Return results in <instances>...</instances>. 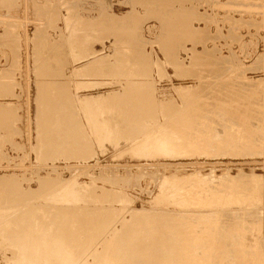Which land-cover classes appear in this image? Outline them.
<instances>
[{"label":"rangeland","instance_id":"374dc122","mask_svg":"<svg viewBox=\"0 0 264 264\" xmlns=\"http://www.w3.org/2000/svg\"><path fill=\"white\" fill-rule=\"evenodd\" d=\"M44 261L264 264V0H0V264Z\"/></svg>","mask_w":264,"mask_h":264},{"label":"bare ground","instance_id":"6f19581e","mask_svg":"<svg viewBox=\"0 0 264 264\" xmlns=\"http://www.w3.org/2000/svg\"><path fill=\"white\" fill-rule=\"evenodd\" d=\"M87 37H85V39H86ZM80 39V38H79ZM89 39V38H88ZM88 39H86V40H84L83 42H85V41H87ZM81 40H83L82 38H81ZM89 42V41H88ZM87 42V43H88ZM82 46H83V44H82ZM91 96V95H90ZM86 98V97H85ZM102 98V97H101ZM89 99V98H88ZM97 100V99H96ZM102 100V99H101ZM94 101V100H93ZM88 102H89V100H88ZM140 102V101H139ZM92 104V103H91ZM135 104V103H134ZM84 105V104H83ZM166 125V124H165ZM164 129V128H163ZM167 131V130H166ZM147 132V131H146ZM162 132V131H161ZM156 133V132H155ZM158 133V132H157ZM159 133H160V130H159ZM163 135V134H162ZM167 135V134H166ZM172 135V134H171ZM161 136V135H160ZM159 136V137H160ZM164 137V136H163ZM166 137V136H165ZM170 137V136H169ZM177 141V140H176ZM170 142V141H169ZM160 143V142H159ZM50 144V143H49ZM140 144V143H139ZM172 144H174V143H172ZM164 145H166L165 143H164ZM178 145V144H177ZM46 149H48V148H46ZM45 149V150H46ZM51 149H53V147L51 148ZM50 149V150H51ZM54 150V149H53ZM49 151V150H48ZM52 151V150H51ZM74 152H77V151H74ZM47 153V152H46ZM32 216V215H31ZM22 217V216H21ZM122 222V221H121ZM20 233V232H19ZM29 233V232H28ZM27 234V233H26ZM17 238V237H16ZM24 239V238H23ZM22 239V240H23ZM139 240V239H138ZM20 241V240H19ZM25 242V241H24ZM60 242V241H59ZM22 243V242H21ZM26 243L28 244V242L26 241ZM32 243V242H31ZM31 246V245H30ZM54 246V245H53ZM24 247V246H23ZM29 247V246H28ZM40 247V246H39ZM39 247H37V249L39 248ZM24 248H26V246L24 247ZM44 248V247H43ZM40 249V248H39ZM47 249V248H46ZM121 249V248H120ZM168 249V248H167ZM238 249V248H237ZM20 250V249H19ZM22 251H24L25 249H21ZM27 250V249H26ZM41 250V249H40ZM62 250V249H61ZM122 250V249H121ZM141 250V249H140ZM144 250V249H143ZM142 250V251H143ZM45 251V250H44ZM56 251V250H55ZM49 252V251H48ZM57 252V251H56ZM70 252V251H69ZM77 252V251H76ZM76 252H74V253H76ZM118 252V251H117ZM121 252V251H120ZM25 253V252H24ZM23 253V254H24ZM53 253H54V251H53ZM61 253V252H60ZM26 254V253H25ZM28 254V253H27ZM46 254V253H45ZM48 254V253H47ZM71 254V253H70ZM19 256H20V254H19ZM23 255H21V257H22ZM25 256V255H24ZM28 256H30V255H28ZM51 256V255H50ZM70 256V255H69ZM68 256V257H69ZM148 256V255H147ZM26 257V256H25ZM33 257H35V256H33ZM37 257V256H36ZM39 257V256H38ZM37 257V258H38ZM44 257V256H43ZM59 257V256H58ZM121 257V256H120ZM120 257L118 256L117 258L118 259H120ZM132 257V256H131ZM183 257V256H182ZM28 258V257H27ZM32 258V257H31ZM30 258V259H31ZM41 258V257H40ZM47 258V257H46ZM52 258V257H51ZM56 258V256H53V258L52 259H50V260H53V259H55ZM67 258V257H66ZM109 258V257H108ZM115 258V257H114ZM144 258V257H143ZM158 258V257H157ZM172 258V257H171ZM42 259V258H41ZM63 259V258H62ZM126 259V258H125ZM124 259V260H125ZM22 260V259H21ZM27 259H25V261H26ZM29 260V259H28ZM48 260V259H47ZM67 260V259H66ZM71 260H72V258H71ZM123 260V259H122ZM152 260V259H151ZM38 261V260H37ZM39 261H40V259H39ZM42 261V260H41ZM117 261V260H116ZM34 262H35V260H34ZM45 262V261H44ZM48 262V261H47ZM47 262H45L46 264H56V262L55 261H49L50 263H47ZM59 262H60V260H59ZM67 262V261H66ZM119 263H120V261H118ZM127 262V261H126ZM142 262V261H141ZM21 263V262H20ZM24 263V262H23ZM33 263V262H32ZM69 263V262H68ZM71 263V262H70ZM81 263V262H80ZM123 263V262H122ZM125 263V262H124ZM36 264V263H35ZM107 264V263H106ZM114 264V263H113ZM116 264V263H115ZM121 264V263H120ZM126 264V263H125ZM135 264V263H134ZM139 264H140V262H139ZM185 264V263H184ZM194 264V263H193Z\"/></svg>","mask_w":264,"mask_h":264}]
</instances>
